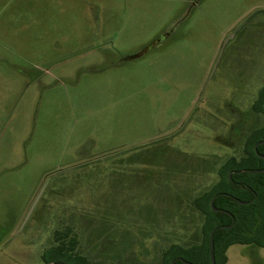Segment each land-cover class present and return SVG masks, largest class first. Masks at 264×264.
Returning <instances> with one entry per match:
<instances>
[{"label":"rangeland","instance_id":"rangeland-1","mask_svg":"<svg viewBox=\"0 0 264 264\" xmlns=\"http://www.w3.org/2000/svg\"><path fill=\"white\" fill-rule=\"evenodd\" d=\"M263 87L264 0H0V264H44L69 227L91 264L200 244L193 201Z\"/></svg>","mask_w":264,"mask_h":264},{"label":"trees","instance_id":"trees-1","mask_svg":"<svg viewBox=\"0 0 264 264\" xmlns=\"http://www.w3.org/2000/svg\"><path fill=\"white\" fill-rule=\"evenodd\" d=\"M254 110L255 114L262 115L264 120V87L260 90ZM249 135L244 155L240 158L230 157L219 168H213L212 170H215L218 175L217 182L193 201L194 208L204 219L200 232L201 243L189 247L180 244L171 245L162 254V264H171L173 261H176L175 264H184L179 259H184L191 264H212L210 236L216 230L214 253L217 264L228 263L227 253L233 246L247 245L264 248V173L248 172L233 175L232 180L229 179L231 172L264 169V160L259 158L254 150L259 142L264 141V125L260 129H254ZM258 151L264 156V145L260 146ZM215 197L217 199L214 206L221 211L218 213H215L210 206ZM237 200L253 203L239 206ZM234 219L236 224L231 230L221 229V226L231 225ZM175 227V236L182 235L177 229V224ZM80 237L81 235L76 234L70 227L63 231L56 230L53 235V248L49 249L43 257L44 264H91L89 259L78 251Z\"/></svg>","mask_w":264,"mask_h":264},{"label":"water","instance_id":"water-1","mask_svg":"<svg viewBox=\"0 0 264 264\" xmlns=\"http://www.w3.org/2000/svg\"><path fill=\"white\" fill-rule=\"evenodd\" d=\"M262 145H264V141L263 142H261V143H259V144H257V146L255 147V152L257 153V155L261 158V159H263L264 160V156H262V155H260L259 154V152H258V148L260 147V146H262ZM248 172H250V173H252V174H260V173H264V170H260V171H248V170H243V171H236V172H231L230 173V175H229V179L230 180H232V176L233 175H241V174H245V173H248ZM215 200H216V198H214L213 200H212V202H211V208H212V210L216 213V212H218V210L214 207V203H215ZM238 203L240 204V205H245L246 203H243V202H241V201H238ZM247 204H249V203H247ZM235 225V221H234V223L231 225V226H229V227H224L225 229H231L233 226ZM214 237H215V232H213L212 234H211V236H210V258H211V263L212 264H217L216 263V259H215V253H214V251H215V240H214ZM181 262H183L184 264H191V263H188V262H186V261H184V260H180ZM52 264H65V263H52ZM171 264H175V261H173Z\"/></svg>","mask_w":264,"mask_h":264},{"label":"flooded vegetation","instance_id":"flooded-vegetation-1","mask_svg":"<svg viewBox=\"0 0 264 264\" xmlns=\"http://www.w3.org/2000/svg\"><path fill=\"white\" fill-rule=\"evenodd\" d=\"M257 103V99H256V101H255V103L252 105V112H253V114L255 115V120H254V122H253V124L252 125H250L249 123H246L245 124V128L243 129V134L244 133H250L251 131H253L254 129H260L263 125H264V120H263V124L260 126V127H255V124H256V122L258 121V118L259 117H261L262 118V115H259V114H255V110H254V106H255V104ZM263 119V118H262ZM252 126V127H251ZM243 138H241V140H242ZM263 142V141H262ZM259 143H261V142H259ZM258 143V144H259ZM235 144V143H234ZM242 144H243V152H244V148H245V143H244V141L242 142ZM257 146V145H256ZM255 146V147H256ZM263 146V145H262ZM255 147H254V150H255ZM259 149V148H258ZM259 152V151H258ZM257 154V153H256ZM260 154V153H259ZM244 154H242V156H243ZM261 155V154H260ZM241 156V157H242ZM263 156V155H262ZM231 157H236V158H240V157H237V156H231ZM260 158V157H259ZM229 159V158H228ZM225 162V161H224ZM223 162V163H224ZM222 164H220L217 168H219L220 166H221ZM264 170V169H263ZM243 171V170H242ZM248 171H250V170H248ZM255 171H257V170H255ZM258 171H260V170H258ZM260 174H263V173H260ZM242 175V174H241ZM216 199H217V197H215ZM238 201H240V200H237V203H238ZM212 202V201H211ZM242 202V201H241ZM243 203H246L245 205H250V204H252L253 202H243ZM247 203H249V204H247ZM238 205L239 206H245V205H240L239 203H238ZM211 206V205H210ZM215 207V206H214ZM212 209V208H211ZM218 210V209H217ZM198 211V210H197ZM199 212V211H198ZM218 212H221L220 210H218ZM218 212H216V213H218ZM223 212H225V213H228V212H226V211H223ZM201 214V213H200ZM204 220V219H203ZM234 221H235V224H236V220L234 219L233 220V222H232V224L234 223ZM186 223V222H185ZM231 224V225H232ZM231 225H229V226H231ZM229 226H221V229H224V230H231V229H225L224 227H229ZM184 229V228H183ZM173 230L176 232V227H174L173 228ZM185 230V229H184ZM184 230H183V232H184ZM217 231V230H216ZM216 231H214L215 233H216ZM175 232H174V234H175ZM175 240V239H174ZM215 240V239H214ZM175 243V242H174ZM175 244H178V243H175ZM171 245H173V244H171ZM170 245V246H171ZM181 245V244H180ZM170 246L167 248V249H169L170 248ZM183 246V245H182ZM242 246H244V245H242ZM184 247H187V246H184ZM232 248V247H231ZM230 248V249H231ZM166 249V250H167ZM229 249V250H230ZM165 251H163V253H164ZM162 253V254H163ZM163 256V255H162ZM227 257H228V253H227ZM179 260H181V259H179ZM182 260H184V259H182ZM185 261V260H184ZM187 262V261H186ZM228 262H229V258H228ZM175 263H176V261H175ZM183 263V262H182ZM189 263V262H188ZM228 264V263H227Z\"/></svg>","mask_w":264,"mask_h":264}]
</instances>
